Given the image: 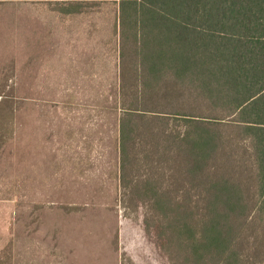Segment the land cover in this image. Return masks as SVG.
<instances>
[{
  "label": "rangeland",
  "instance_id": "obj_1",
  "mask_svg": "<svg viewBox=\"0 0 264 264\" xmlns=\"http://www.w3.org/2000/svg\"><path fill=\"white\" fill-rule=\"evenodd\" d=\"M118 2L0 0V101L7 98L0 104V264H168V247L144 230L134 199H159L142 212L200 210L186 192V146L175 145L151 114L135 123L154 166L147 172L140 163L137 185L121 186L118 81L32 78L37 63L26 54L34 51L113 48L116 55ZM70 6L77 11H64ZM119 57L120 82L143 81L136 89L142 103L170 112L167 130L182 132L185 122L174 112L192 98L191 83L173 67L143 62L132 69L127 55ZM158 156L163 163L153 161Z\"/></svg>",
  "mask_w": 264,
  "mask_h": 264
},
{
  "label": "trees",
  "instance_id": "obj_2",
  "mask_svg": "<svg viewBox=\"0 0 264 264\" xmlns=\"http://www.w3.org/2000/svg\"><path fill=\"white\" fill-rule=\"evenodd\" d=\"M118 1L119 52L129 67L163 64L191 83L192 98L174 112L185 122L182 132L167 130L170 112L142 103L136 89L143 81L118 83L121 186L137 185L141 164L147 172L154 166L135 123L151 114L175 145L186 146V192L200 208L142 212L159 199L138 196L144 230L166 244L168 264H264V0Z\"/></svg>",
  "mask_w": 264,
  "mask_h": 264
},
{
  "label": "crops",
  "instance_id": "obj_3",
  "mask_svg": "<svg viewBox=\"0 0 264 264\" xmlns=\"http://www.w3.org/2000/svg\"><path fill=\"white\" fill-rule=\"evenodd\" d=\"M114 52L113 48L99 53L95 48L66 51L43 49L27 53L26 60L27 63L30 60L37 63L31 69L34 71V80L47 83H121L120 52L119 49L116 50V55ZM103 77L109 81L103 82Z\"/></svg>",
  "mask_w": 264,
  "mask_h": 264
}]
</instances>
